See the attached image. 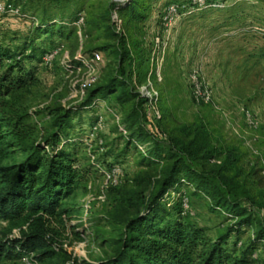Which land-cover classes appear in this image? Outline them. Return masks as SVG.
Masks as SVG:
<instances>
[{
	"label": "trees",
	"instance_id": "obj_1",
	"mask_svg": "<svg viewBox=\"0 0 264 264\" xmlns=\"http://www.w3.org/2000/svg\"><path fill=\"white\" fill-rule=\"evenodd\" d=\"M158 1L7 0L34 30L20 46L0 44V221L10 232H20L18 239L0 240V261L31 256L40 264H260L255 256L264 241L260 170L247 168L239 150L225 145L201 120L168 128L164 116L148 118L150 100L138 88L151 77L150 53L141 37ZM192 1L188 6L196 7ZM203 1L205 6L218 3ZM170 6L179 13L178 5H164ZM82 13L87 43L82 55L105 54V76L86 89L79 106L33 112L28 99L40 80L24 62L42 63L61 45L55 38L79 47L74 23ZM41 36L48 47L35 44ZM100 102L119 107L125 146L133 147L142 169L130 186H114L112 255L94 263L71 261L55 248L56 232L49 226L63 227L73 214L67 200L86 189L92 167L82 164L69 133L72 121ZM172 192L181 197L171 201ZM189 197L204 198L210 211L230 224L212 235L184 208ZM246 229L253 234L244 247L238 237ZM233 235L237 238L230 242Z\"/></svg>",
	"mask_w": 264,
	"mask_h": 264
},
{
	"label": "rangeland",
	"instance_id": "obj_2",
	"mask_svg": "<svg viewBox=\"0 0 264 264\" xmlns=\"http://www.w3.org/2000/svg\"><path fill=\"white\" fill-rule=\"evenodd\" d=\"M189 1L159 0L144 25L141 40L150 53L151 77L138 89L140 92L146 88L153 97L148 118L164 116L168 128L201 120L225 145L239 150L247 168L260 170L257 177L264 185V0H217L212 6L193 0L196 7H189ZM165 3L178 5L179 13L169 14ZM113 16L117 17L115 13ZM33 28L24 15L0 13V44L20 46L32 36ZM85 31L80 32L79 47L55 38L63 47L51 64L24 62L25 68L36 69L40 80V86L28 99L33 112L46 111L54 105L79 106L86 89L105 76L109 62L105 54L101 53V60L92 66L85 65L89 60L82 55L87 44ZM48 43L41 36L35 44L48 47ZM195 85L210 96L208 104L194 101ZM123 124L119 107L109 102H100L93 110L82 112L81 120L72 121L70 144H74L82 164L92 167L91 174L86 189L67 200L73 214L65 217L64 226H49L56 232L55 248L66 252L71 261L94 263L112 255L110 239L115 232L110 221L117 215L118 188L114 189L107 176L111 170H118L120 189L130 186L142 169L133 147L125 146ZM179 197L172 192L169 198L175 201ZM183 201L191 218L212 235L230 224L223 216L212 213L202 197ZM252 234L251 229H246L238 237L239 243L247 247ZM19 237L18 229L10 232L6 222L0 221V240ZM235 238L233 235L230 242ZM255 256L264 264L262 244L257 246ZM0 264L40 263L31 258H14L2 259Z\"/></svg>",
	"mask_w": 264,
	"mask_h": 264
},
{
	"label": "built area",
	"instance_id": "obj_3",
	"mask_svg": "<svg viewBox=\"0 0 264 264\" xmlns=\"http://www.w3.org/2000/svg\"><path fill=\"white\" fill-rule=\"evenodd\" d=\"M197 1H202V0H197ZM203 5H204V1H203ZM4 12H5V14L16 13V14L22 15L19 8H16V7H13L11 5H8L7 4V0H0V13H4ZM167 12H169V14L170 13L178 14V12H177V10H176V8L174 6L167 8ZM74 26L78 30L79 37H81L80 36L81 35L80 34L81 28L84 26V18H83V16H80L78 18V20L74 23ZM62 47H63L62 45H59L53 51H51L50 53L44 55V57L42 59V64H45V65L51 64L52 61L54 60L55 56L57 55V53L61 51ZM101 58H102L101 54L100 53H96V54H94L93 58L89 59L88 62L85 65L87 67L92 66V64H95V63L99 62L101 60ZM80 59H81L80 60L81 62L84 60V58H80ZM194 90H195L194 101L197 104H201V103L208 104L209 103L210 96L207 94V92L205 90H201L196 85L194 86ZM140 94L142 96H144V97H148V99H150L149 105H152L153 97H151V95L149 93V90H147L146 88H143L140 91ZM249 123L253 125V123L251 122L250 119H249ZM118 175H119L118 174V170L113 169V170L110 171V175L107 176V178L109 180L110 179L112 180L111 181L112 185H115V186L117 185L116 178L118 177ZM185 205H186V203L184 202V208H185ZM262 245H263V249H264V241H263ZM29 258H31V256H24L21 259L28 260Z\"/></svg>",
	"mask_w": 264,
	"mask_h": 264
}]
</instances>
